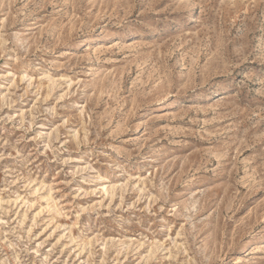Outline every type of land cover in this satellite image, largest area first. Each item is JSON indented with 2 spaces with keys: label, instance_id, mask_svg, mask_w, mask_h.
<instances>
[{
  "label": "rangeland",
  "instance_id": "rangeland-1",
  "mask_svg": "<svg viewBox=\"0 0 264 264\" xmlns=\"http://www.w3.org/2000/svg\"><path fill=\"white\" fill-rule=\"evenodd\" d=\"M0 264H264V0H0Z\"/></svg>",
  "mask_w": 264,
  "mask_h": 264
}]
</instances>
